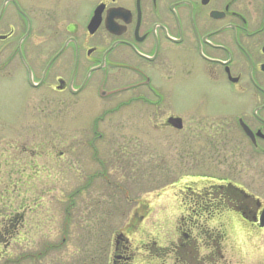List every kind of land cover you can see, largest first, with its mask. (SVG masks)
I'll return each instance as SVG.
<instances>
[{
    "label": "flooded vegetation",
    "instance_id": "af4514ba",
    "mask_svg": "<svg viewBox=\"0 0 264 264\" xmlns=\"http://www.w3.org/2000/svg\"><path fill=\"white\" fill-rule=\"evenodd\" d=\"M0 79L21 85L6 148L64 136L81 196H114L83 217V264H264L242 179L264 168V0H0ZM47 120L67 128L42 145Z\"/></svg>",
    "mask_w": 264,
    "mask_h": 264
},
{
    "label": "rangeland",
    "instance_id": "374dc122",
    "mask_svg": "<svg viewBox=\"0 0 264 264\" xmlns=\"http://www.w3.org/2000/svg\"><path fill=\"white\" fill-rule=\"evenodd\" d=\"M20 86L0 79L1 123L9 120L7 113H11L17 104L12 95L20 91ZM65 123L63 120L40 121L41 144L52 139L43 136L44 129L65 130ZM87 123L80 121L85 127ZM16 140V136L4 137L0 125V223L8 221L4 240L9 241L5 248L2 246L7 241L0 244L3 258L0 264H83V250L87 244L94 246L98 235L87 232L83 217L103 208L104 202L107 208L109 199L114 196H81L83 185L72 179L67 171V161L75 151L68 147L66 137L54 138L52 148L43 146L39 160L33 158V153L6 148L15 146ZM32 142V136L26 135L25 143L31 145ZM60 153L62 159H59ZM22 173H25L24 178ZM242 179L248 192L264 206V168L246 169ZM157 201L153 196L152 219L154 225L159 226L165 200L163 198L161 204ZM253 245L259 248L254 252L256 258H264V232L254 239ZM54 246L58 249L51 248ZM246 249L251 251V248ZM247 255L251 256L250 252Z\"/></svg>",
    "mask_w": 264,
    "mask_h": 264
},
{
    "label": "water",
    "instance_id": "95a60500",
    "mask_svg": "<svg viewBox=\"0 0 264 264\" xmlns=\"http://www.w3.org/2000/svg\"><path fill=\"white\" fill-rule=\"evenodd\" d=\"M261 227H264V210L261 214Z\"/></svg>",
    "mask_w": 264,
    "mask_h": 264
}]
</instances>
